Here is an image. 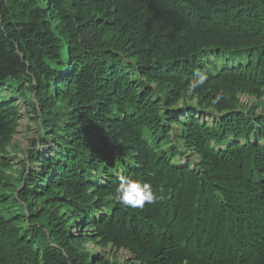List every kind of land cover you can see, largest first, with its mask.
I'll return each mask as SVG.
<instances>
[{
	"label": "trees",
	"instance_id": "trees-1",
	"mask_svg": "<svg viewBox=\"0 0 264 264\" xmlns=\"http://www.w3.org/2000/svg\"><path fill=\"white\" fill-rule=\"evenodd\" d=\"M262 89L264 0H0V264H230L228 238L264 248V113L237 109ZM21 99L38 124L24 158L10 156ZM120 175L156 201L118 203Z\"/></svg>",
	"mask_w": 264,
	"mask_h": 264
},
{
	"label": "rangeland",
	"instance_id": "rangeland-1",
	"mask_svg": "<svg viewBox=\"0 0 264 264\" xmlns=\"http://www.w3.org/2000/svg\"><path fill=\"white\" fill-rule=\"evenodd\" d=\"M72 71V70H71ZM262 91H264V89H262ZM237 97L239 98V104H241L242 106L240 108H237L239 111H244L246 113H249V114H252L251 111L254 110L256 111L255 114H252V115H256V114H259V113H264V96L262 97V100L260 101L261 103L260 104H257V98H251L247 93L245 94H240V95H237ZM256 105V107H254ZM19 109H20V112H21V115H22V119L19 121V127H18V130H17V133L15 134L14 136V141L15 144L18 143V146L19 148H21L19 150V152L15 153V152H11L10 156H14L16 154V156L20 157V158H24L23 157V150H25L26 148L28 147H32L31 146V142L33 141V139H35V137H37V132H38V124L36 123V120H35V114H33L31 111V114H29V110L28 109H25V102L21 99L19 100ZM41 150V153H44L47 148L46 147H43L42 144H40V147L38 149V151ZM263 152V151H261ZM261 152H258V153H261ZM251 155L248 154L245 159L247 160L246 162V169L249 167L248 166V158L250 157ZM186 157L183 158L182 157V160L183 162H185L186 160ZM19 162L17 161L16 164H18ZM241 165V163L239 164V166ZM192 167V166H191ZM187 190H190V188H187L185 187V191L187 193ZM220 217V215H219ZM180 230H179V233L181 232V230H183V228L185 226H183L182 224H180ZM226 228L230 229V224L226 225ZM254 228V227H253ZM256 230V232L258 233H261L262 230L261 229H257V228H254ZM79 229H75L74 233H76L78 235L79 233ZM185 234H189V235H192L191 232H186L184 234H180L181 236L182 235H185ZM251 233H244L243 235L240 236V239L243 240L244 236H247V235H250ZM179 235V236H180ZM226 241V244L227 246L229 247V250H231V252L233 251V258L231 260V263L230 264H249V263H252V264H257L255 263V261L253 260H257L258 258H260L261 256L264 257V248L262 247V243H260V247L258 245H255L253 247V249H250L249 251L243 253L240 251V247H238L236 245V243L234 241H237V239L235 238H228L225 240ZM238 242V241H237ZM238 245H240V243H237ZM244 244H247V242L245 241ZM242 246V245H240ZM233 248V250H232ZM256 249L260 250V251H255ZM88 250L92 251L94 254H102V252H105L107 249H104L102 246H94V244L92 243H89L88 244ZM251 250H253V254L252 255H249L251 254ZM121 258H128V259H131V256L126 253L125 251L122 252V256H120ZM218 257H220V255H218ZM258 264H264V258L258 263Z\"/></svg>",
	"mask_w": 264,
	"mask_h": 264
},
{
	"label": "clouds",
	"instance_id": "clouds-1",
	"mask_svg": "<svg viewBox=\"0 0 264 264\" xmlns=\"http://www.w3.org/2000/svg\"><path fill=\"white\" fill-rule=\"evenodd\" d=\"M199 76V83H203L206 76L197 73ZM193 89L197 87V83L191 85ZM220 99L219 96L216 97L214 103ZM115 199L118 203L126 207H143L145 203H154L157 199L153 192L152 185L146 181H140L137 179H132L125 175H120L118 177V185L114 193Z\"/></svg>",
	"mask_w": 264,
	"mask_h": 264
},
{
	"label": "bare ground",
	"instance_id": "bare-ground-1",
	"mask_svg": "<svg viewBox=\"0 0 264 264\" xmlns=\"http://www.w3.org/2000/svg\"><path fill=\"white\" fill-rule=\"evenodd\" d=\"M233 41V40H232Z\"/></svg>",
	"mask_w": 264,
	"mask_h": 264
}]
</instances>
